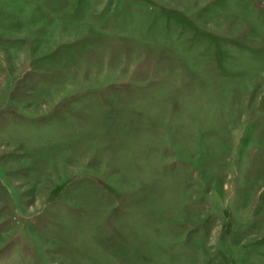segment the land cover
I'll use <instances>...</instances> for the list:
<instances>
[{"label":"rangeland","instance_id":"obj_1","mask_svg":"<svg viewBox=\"0 0 264 264\" xmlns=\"http://www.w3.org/2000/svg\"><path fill=\"white\" fill-rule=\"evenodd\" d=\"M0 264H264V0H0Z\"/></svg>","mask_w":264,"mask_h":264}]
</instances>
